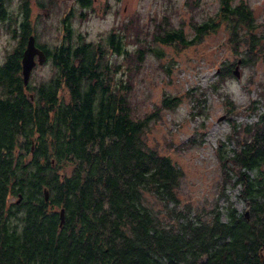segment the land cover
<instances>
[{
    "label": "trees",
    "instance_id": "1",
    "mask_svg": "<svg viewBox=\"0 0 264 264\" xmlns=\"http://www.w3.org/2000/svg\"><path fill=\"white\" fill-rule=\"evenodd\" d=\"M13 1L0 0V25L16 39L0 61V264H264V112L232 127L227 139L235 148L217 150L221 190L239 185L246 211L227 203L225 221L216 208L209 217L189 216L178 208L182 171L146 140L157 111L132 114V83L116 58L138 68L145 53L128 50L126 23L103 41H86L73 30L71 11L61 41L49 47L30 26L28 0L18 1L15 14ZM216 14L234 45L251 43L238 63L221 65L225 83L258 39L243 0H218ZM215 26L213 17L192 25L190 38L181 27H164L154 39L185 48ZM30 34L53 72L30 75L24 85L20 61ZM179 103L165 96L159 110ZM146 194L163 203L166 216Z\"/></svg>",
    "mask_w": 264,
    "mask_h": 264
},
{
    "label": "rangeland",
    "instance_id": "2",
    "mask_svg": "<svg viewBox=\"0 0 264 264\" xmlns=\"http://www.w3.org/2000/svg\"><path fill=\"white\" fill-rule=\"evenodd\" d=\"M18 1L12 3L14 14ZM243 1L252 11V33L258 40L246 57L247 63H239L233 69V78L220 83L221 65L238 63L251 43L233 44L226 22L216 16L218 0H93L89 8L73 0H28L30 26L38 33L37 41L49 47L61 41L62 20L71 11L74 14L70 24L86 41H103L109 30L121 31L126 23L123 32L128 50L132 54L141 47L145 53L138 68L128 59L116 58L124 77L132 83V114L139 118L157 111L158 118L146 131V140L182 171L178 208H188L189 216L198 211L209 217V210L216 208L225 221L227 203L239 213L246 211L239 185L221 190L217 151L219 147L235 148V140L227 139L232 127L252 124L258 120L257 114L264 112V0ZM212 17L215 28L188 47L162 45L154 39L164 27H181L185 37L190 38L192 25ZM15 44L5 24L0 25V61ZM52 72L48 61L34 67L30 75L37 80ZM165 96L178 97L180 103L173 110H159ZM220 191L222 196H218ZM146 196L151 209L166 216L163 203L152 195Z\"/></svg>",
    "mask_w": 264,
    "mask_h": 264
},
{
    "label": "water",
    "instance_id": "3",
    "mask_svg": "<svg viewBox=\"0 0 264 264\" xmlns=\"http://www.w3.org/2000/svg\"><path fill=\"white\" fill-rule=\"evenodd\" d=\"M36 57V59H35ZM45 53L36 46L34 35L30 34L27 37L25 47L21 56V77L23 84H27L30 73L36 65H42L45 62ZM44 199L47 200V191L44 190ZM63 221V209L60 210V225ZM264 247V246H263ZM264 261V259H262Z\"/></svg>",
    "mask_w": 264,
    "mask_h": 264
},
{
    "label": "flooded vegetation",
    "instance_id": "4",
    "mask_svg": "<svg viewBox=\"0 0 264 264\" xmlns=\"http://www.w3.org/2000/svg\"><path fill=\"white\" fill-rule=\"evenodd\" d=\"M73 1H74L75 4L81 6L82 8H89V7H91L92 2H93V0H73ZM58 2H60V0H53V3H58ZM84 3H86V5H84ZM35 59H36V57H35Z\"/></svg>",
    "mask_w": 264,
    "mask_h": 264
}]
</instances>
